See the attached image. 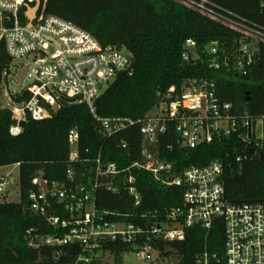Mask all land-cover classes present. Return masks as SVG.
Returning <instances> with one entry per match:
<instances>
[{
  "label": "trees",
  "instance_id": "trees-1",
  "mask_svg": "<svg viewBox=\"0 0 264 264\" xmlns=\"http://www.w3.org/2000/svg\"><path fill=\"white\" fill-rule=\"evenodd\" d=\"M186 0H40V12L68 21L89 33L102 48L125 50L130 55L128 69L116 75L94 101L98 118H144L159 107L161 97L170 87L180 88L189 80H208L215 83L216 96L221 103L232 106L235 114L252 117L264 115V43L257 44L256 64L246 76L227 70H213L205 63V53L212 43L233 50L241 35L228 26L214 21L185 5ZM219 13L237 16L247 24H261L264 13L260 0H207ZM195 45L189 60L183 61L185 43ZM12 60L0 41V86L7 81ZM13 81V79H12ZM28 94L21 90L13 96L17 104L26 102ZM248 99V101H247ZM59 109L50 111L46 119L33 121L26 117L19 124L16 136L9 134L15 126L8 109H0V168L18 169L19 201L0 203V264H69L78 251L77 246L29 248L25 234L37 229L51 234L44 219L29 211L27 195L38 188L32 180L69 185L67 171L74 173L79 184L94 179L95 160L103 164L116 163L119 170L127 168L139 158L137 129L119 133L106 139L97 132L95 119L84 104L61 99ZM78 134V159L69 160L67 133ZM126 144L127 150L119 148ZM167 146L172 147L170 150ZM161 160L172 164L174 174L191 167H205L213 162L222 164L221 184L229 203L255 202L264 207V153L261 160L250 158L242 163V144L235 136L214 139L195 149L182 146L171 125L159 145ZM140 203L133 199L118 176L112 183L115 192L100 186L96 192L97 210L124 215L116 221L134 223L145 228L153 221H161L165 210L181 206L182 190L166 186L149 174L132 171ZM106 183L105 180H101ZM156 219L153 220V213ZM159 253L174 264H193L196 255L207 250L222 253L223 224L215 221L209 230L199 227L185 231L181 242H159ZM103 252L115 259L125 253L120 243H105Z\"/></svg>",
  "mask_w": 264,
  "mask_h": 264
},
{
  "label": "built area",
  "instance_id": "built-area-1",
  "mask_svg": "<svg viewBox=\"0 0 264 264\" xmlns=\"http://www.w3.org/2000/svg\"><path fill=\"white\" fill-rule=\"evenodd\" d=\"M37 2L39 7L29 22L28 10ZM184 3L241 35L230 52L218 43L210 44L205 53L208 68L246 76L256 64L257 44L264 43V21L247 24L237 16L219 13L207 0H186ZM40 4V0H0V41L12 62L25 59L24 66H29L22 87L28 94L27 101L20 104L13 101L7 106L15 122L9 134L18 135L19 124L26 117L33 121L43 120L50 111L55 112L54 106L59 109V100L70 99L88 107L102 137L109 139L135 128L140 140L138 160L125 169L119 170L116 163L103 164L98 156L94 162L92 183L90 179L87 184L76 183L71 170L67 171L69 185L33 179L32 184L38 190L27 195L29 211L44 219L51 234L45 235L37 229L27 230V246H77L78 251L69 264H106L103 255H113L103 252L102 245L118 242L126 247L125 253L134 252L142 261L174 264L155 249L157 243L181 242L187 229L199 227L207 231L220 220L223 224L222 253L205 250L195 256L193 264H264V207L255 202L235 204L226 200L220 181L221 163L191 167L174 174L172 164L161 160L158 151L161 138L172 125L182 146L187 149L209 144L214 139L235 136L242 144V154L236 157L237 163L257 159L256 155L249 156L251 149L262 158L264 115L235 114L230 104L219 102L214 82L189 80L179 89L168 88L159 107L144 118H98L94 101L117 74L128 69L130 55L125 50L102 48L89 33L72 23L40 12ZM259 7L264 13V0H260ZM184 47L181 58L188 61L195 45L188 40ZM9 77L16 86L11 67L7 79ZM67 141L69 160L74 162L79 156L78 134L69 130ZM119 148L128 149L124 143ZM135 170L149 174L166 186L182 190L181 206L165 210L161 221L155 220L157 213L154 212L152 217L155 221L144 229L134 223L115 220L124 215L101 212L96 208L98 188L104 186L106 190L115 192L112 183L118 176L122 177L134 206L139 205L140 196L132 175ZM7 186V176L0 177V194ZM262 194L264 196V183ZM98 252L101 254L99 257Z\"/></svg>",
  "mask_w": 264,
  "mask_h": 264
},
{
  "label": "rangeland",
  "instance_id": "rangeland-1",
  "mask_svg": "<svg viewBox=\"0 0 264 264\" xmlns=\"http://www.w3.org/2000/svg\"><path fill=\"white\" fill-rule=\"evenodd\" d=\"M26 60H14L11 63V74L15 75L18 69L24 66ZM16 94L15 85L9 77L6 82L0 86V109H7L8 105L13 102V96ZM7 176L8 186L0 194V203H17L19 201L18 191V169L16 166H7L0 168V177ZM98 257L100 252H98ZM103 262L106 264H159L156 261H142L134 252L123 253L120 258L115 259L112 256L103 255ZM171 262V261H170Z\"/></svg>",
  "mask_w": 264,
  "mask_h": 264
},
{
  "label": "water",
  "instance_id": "water-1",
  "mask_svg": "<svg viewBox=\"0 0 264 264\" xmlns=\"http://www.w3.org/2000/svg\"><path fill=\"white\" fill-rule=\"evenodd\" d=\"M39 7V2L35 3V5L33 6V8H30L28 10V13H27V19L29 22H31L35 16V13L37 11ZM28 69H29V66H24L22 67L21 69H18L16 74H15V78H16V81H17V84L15 86L16 88V91L17 92H20L22 90V87H23V82H24V79L26 77V74L28 72ZM248 101V99H247ZM53 110L56 112L58 111V107L57 106H54L53 107ZM47 116H44L43 119H46ZM249 156H252V155H256L257 156V159L260 161L261 160V155L259 153H255L254 150H249Z\"/></svg>",
  "mask_w": 264,
  "mask_h": 264
}]
</instances>
